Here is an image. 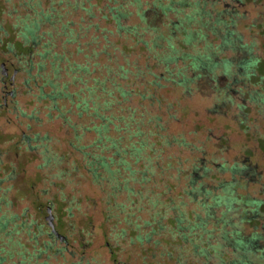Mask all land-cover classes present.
Instances as JSON below:
<instances>
[{
	"label": "rangeland",
	"instance_id": "1",
	"mask_svg": "<svg viewBox=\"0 0 264 264\" xmlns=\"http://www.w3.org/2000/svg\"><path fill=\"white\" fill-rule=\"evenodd\" d=\"M154 1L0 0V264H230L237 249L217 247L222 218L228 231L237 225L247 239L258 233L264 248V0L231 1L239 15L229 30L241 38L246 58L260 59L249 77L240 70L236 83L224 74V60L243 56L230 46L216 50L224 33L206 30L205 39L182 51L178 40L169 45L167 38L169 21H178L163 14L161 5L170 0H158L159 8ZM121 4L123 26L138 28L137 38L148 45L116 30L110 13ZM211 6L205 11L213 12ZM51 9L55 17L30 41L32 54L28 47L15 49L28 43L23 21ZM157 36L165 37L152 50ZM176 36L183 39L181 32ZM49 40L52 54L63 56L54 83H69L66 91L75 100L88 98L96 78H107L108 90L116 83L128 92L121 98L115 89L118 100L104 111L113 117L110 136L121 139L130 165L123 173L128 185L120 178L117 192V184H100L85 168V153L97 140L91 117L79 116L77 100L61 101L62 117L42 97L54 78L52 58L40 56ZM208 42L220 65L204 77L189 60L173 61L166 70L155 58L180 50L207 53ZM184 79L185 87L178 84ZM193 172L200 181L192 185ZM232 181L238 199L263 203L258 215L239 203L227 212L218 187ZM51 215L60 237L47 222ZM254 250V262L264 264L263 249Z\"/></svg>",
	"mask_w": 264,
	"mask_h": 264
},
{
	"label": "trees",
	"instance_id": "2",
	"mask_svg": "<svg viewBox=\"0 0 264 264\" xmlns=\"http://www.w3.org/2000/svg\"><path fill=\"white\" fill-rule=\"evenodd\" d=\"M139 1L140 0H133V2L135 3H139ZM231 1L241 4L240 0H196L194 2L192 1V3L187 2V0H170L167 5L161 6L163 14L165 16H168L169 13H173L178 17L177 22H174L173 20L169 21V34L167 38L169 41V45H172V41L178 40L180 42L182 51L186 50L190 46L196 45V43L199 42L201 39H205L207 36L206 30H210L213 34H216L218 36L221 34V32L224 33V35H222L224 39L223 43L216 50L220 51L224 47L230 46V48L232 47L234 53H240L243 56L242 60H239L238 62H235L233 59L224 60V66L226 68V72L224 74L229 75L231 77V80H234L236 83V77H240V70H243V72H245L246 77H249L252 72L251 67L256 66L260 62V59L246 58L244 55L246 51L245 45L240 44L241 38H234L235 31L230 32L229 27L235 23L234 18L239 15L238 9H236L235 7V9H232ZM209 4L212 5L211 7H213V12L205 11V7H207ZM158 6V0H155L153 3V7L156 8ZM125 7V4H121L118 8L111 9L110 16L111 20L116 23V30L119 33L125 30V33L127 34H134V36L139 42L148 45V42H146L143 38H137V35H139V32H137L138 28L132 27L130 29H126L125 26H123L122 19L126 18L127 16L126 11L123 10ZM192 7L194 11L192 10L191 13L185 12L186 10H189ZM149 8L151 9V6H149L148 9ZM148 9L143 11L140 16L145 17V12H147ZM53 11L54 9H51V11L49 12L47 11L46 13H42L39 19L31 20L29 23H27L28 20H24L23 22H25V26L24 29L22 28L21 33L23 37L28 40V43L20 42L18 46H14V48L17 49V47H28L29 54H32L34 46H31L30 41H36L37 31L40 29V26L43 22L50 23V21H52L53 17H55ZM203 13H206L207 16H209V20H206L205 23L201 21L203 18ZM182 14L183 16H181ZM224 17L228 18V20H225ZM27 18H29V15L27 16ZM211 18L214 19L212 22L210 21ZM198 20L201 21V23H198ZM183 22H186V25H183ZM196 24L197 27H195ZM192 26L194 27V29ZM144 30L145 31L141 32L140 34L141 37H144V33L148 29L145 28ZM176 32H181L183 39H181V37L176 36ZM48 35L51 37L52 33L49 32ZM160 37L162 38L165 36H157L151 41L152 50H155V47H157V40H159L158 38ZM43 48L44 52L40 53V56H42L43 58H49L50 56V58H52L50 64L52 67V73L54 75V78L48 79L44 84L45 88L50 86L52 87V89H50V91H46V89L43 87L41 90L42 97L48 100L53 107H56V110L60 112L62 117L64 116V107H59L61 101L69 100L73 105L76 103L75 101L77 100L76 108L79 110V116L83 115V113L86 112L87 115L91 117L90 121L93 124L92 129L97 134V140L93 143V145L90 146L92 148V152L85 153L86 170L100 184H103V182L105 183L106 181H108L110 184H117V186L112 187L113 192H117L116 189H118L120 185V178L124 179V184L127 187L130 176H124L123 173L130 171V165H128L124 155H122V151L124 150H122L121 147V139L110 136L109 124L112 123L113 117L108 116L104 113V111L109 110L110 107H112V105L116 102V100H118V98L114 95L115 89L117 92L120 93L121 98L124 95L128 94V92L122 90L121 86L116 85V83L112 85L113 89H110L109 87L108 90L106 88L107 78L103 79V81H100L96 78L92 81L93 85L88 88L90 91L88 98L81 99L79 95H76L77 99L75 100L73 98L74 95L66 91L69 86V83H63L62 87L60 83H54V79L58 77L61 71L60 65L63 56H59L57 53L52 54L51 40L45 43L43 45ZM213 48V44L208 42L206 45L207 53H200L199 51H197L196 53L192 54L190 52H182V54H180V50L174 51L166 55H159V57L157 56L155 58L159 62H161V64L165 65L166 70L173 61L177 62L180 58L184 60H189L192 70L194 72L199 73L198 77H204V72L205 74L210 75V73H213L215 69L218 68V66L220 65L216 60V56L214 53L215 50ZM40 68H45V64H41ZM232 68L235 70H231ZM82 69L88 70L87 67H83ZM211 81L216 84L218 83L217 77H211ZM178 84L185 87L186 80L184 79L182 81H179ZM233 84L234 83L228 84L226 89H231ZM99 92H101V94H99ZM102 97L103 101H101ZM92 129L88 128L86 130L90 131ZM108 151L111 153V156L105 155V152ZM194 175L195 172H193L191 176L192 185L196 181H200V179H198V177H194ZM236 188L237 184L233 181L223 183L220 187H218V190H223V198L227 200V212L229 213L233 210H236L234 206L235 204L239 203L240 206L243 205L246 208V210H244L245 213L248 212V209L250 210V207H253L251 212H253V214L258 215V209L261 207V205H263V203L258 200L246 198L244 196L238 199ZM200 190L202 192L203 184H201ZM218 198L222 199V196L216 197V200ZM208 216L211 217V214L209 213ZM254 218L255 217H253V220ZM228 219L230 220V218ZM245 220L246 219L243 218L242 222H244ZM221 221L222 228L220 236L223 241H221L220 243L218 242L217 247H219L220 249H224L225 247H232L234 249H237L236 253L238 254V259H234L230 264H256L254 262L253 256L258 251L254 249H263L261 251V257L264 258L262 254L264 252V248H259L257 244L258 240L261 238L258 233L254 232L252 236L247 239L246 237L242 236V230L240 227L234 225L232 230L228 231L226 227L230 225L229 221L224 218L220 219V222ZM246 222H251V220H247ZM210 237H212V235L208 236L207 243L210 242ZM208 247L212 249L215 248L210 245Z\"/></svg>",
	"mask_w": 264,
	"mask_h": 264
},
{
	"label": "water",
	"instance_id": "3",
	"mask_svg": "<svg viewBox=\"0 0 264 264\" xmlns=\"http://www.w3.org/2000/svg\"><path fill=\"white\" fill-rule=\"evenodd\" d=\"M4 66V65H3ZM53 216L51 215V216H48L47 217V222H48V224L50 225V227L52 228V233L54 234V235H56L57 237H60L61 235L58 233V231L56 230V228H55V225H54V223H53Z\"/></svg>",
	"mask_w": 264,
	"mask_h": 264
},
{
	"label": "flooded vegetation",
	"instance_id": "4",
	"mask_svg": "<svg viewBox=\"0 0 264 264\" xmlns=\"http://www.w3.org/2000/svg\"><path fill=\"white\" fill-rule=\"evenodd\" d=\"M4 65H6V63H4ZM7 105V104H6Z\"/></svg>",
	"mask_w": 264,
	"mask_h": 264
}]
</instances>
